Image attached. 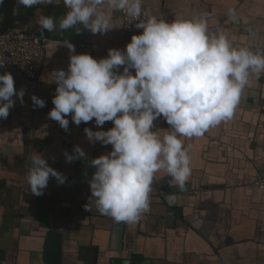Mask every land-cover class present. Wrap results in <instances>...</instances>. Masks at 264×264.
Returning <instances> with one entry per match:
<instances>
[{
    "label": "crops",
    "instance_id": "0c3cea01",
    "mask_svg": "<svg viewBox=\"0 0 264 264\" xmlns=\"http://www.w3.org/2000/svg\"><path fill=\"white\" fill-rule=\"evenodd\" d=\"M15 6L16 0L0 4V25L20 21L19 30L33 32L39 29V16H48L52 8H66L63 0L59 5H21L19 14L13 15ZM143 7L162 19H192L207 13L210 32L222 30L234 47L264 52V0H143ZM112 23L115 28L103 35L85 30L87 44L72 43L75 53L99 60L107 57L109 49L121 50L129 40L121 11L112 12ZM44 50L40 76L17 85V90H25L23 104L13 97L16 102L7 119H0V249L18 255L16 264H41L33 253L41 251L47 232L39 222L42 198L51 228L64 235V264H107L116 256L108 252L114 225L125 228V246L152 264H264V194L251 186L264 175V74L250 78L230 121L210 127L200 137L182 138L191 168L184 189L177 190L161 170L153 179L149 208L135 224L117 223L100 214L94 204L87 216L75 215L68 222L69 187L76 202L88 203V180L95 171L89 161L112 148L90 143L84 129L106 131L114 125L108 121L97 126L93 120L77 126L68 116L65 131L48 117L56 89L51 73L67 71L69 49L64 42L46 41ZM32 95L43 99L45 106L34 107ZM158 129H169L163 117L154 121L153 131ZM76 145L86 157L66 162L63 153L72 155ZM32 152L63 174L65 183L51 178L43 195L28 191L26 169Z\"/></svg>",
    "mask_w": 264,
    "mask_h": 264
},
{
    "label": "clouds",
    "instance_id": "9594fccd",
    "mask_svg": "<svg viewBox=\"0 0 264 264\" xmlns=\"http://www.w3.org/2000/svg\"><path fill=\"white\" fill-rule=\"evenodd\" d=\"M4 0H0L3 4ZM61 0H16L20 6L59 5ZM66 15H41V30L60 32L74 29L103 35L114 29L112 12H124L142 31L132 35L124 50L109 49L99 60L88 53L69 49L67 71L54 70V108L48 117L68 130L69 119L79 126L93 121L108 130L85 128L90 143L111 145V151L89 161L95 169L88 180L92 205L117 223L135 224L149 208L154 176L164 170L183 189L191 175L190 156L182 138L200 137L210 127L230 121L240 95L250 78L264 74V52L234 47L222 31H209L207 13L168 22L150 16L143 0H63ZM230 14L232 10H229ZM4 63H0L3 67ZM123 68L121 72L120 69ZM134 70V74H133ZM25 90H17L10 72L0 74V119H7L16 97L23 104ZM34 107L45 101L31 96ZM163 117L169 129L153 131L154 121ZM66 162L86 157L79 146L65 151ZM28 191L41 196L51 178L63 184L66 177L52 168L37 152L30 155L26 169Z\"/></svg>",
    "mask_w": 264,
    "mask_h": 264
},
{
    "label": "water",
    "instance_id": "95a60500",
    "mask_svg": "<svg viewBox=\"0 0 264 264\" xmlns=\"http://www.w3.org/2000/svg\"><path fill=\"white\" fill-rule=\"evenodd\" d=\"M67 11L68 9L63 7L52 8L48 16L53 17L54 21L58 24L59 18L66 15ZM80 27L82 28L80 34H76L74 29L66 30L61 34L58 31L48 32L47 30H41L40 28L36 30L35 34L39 39L44 40V45L46 44V41H69L75 45H85L87 44L84 37L85 30H83L82 25H80ZM260 177H264V175L255 178L252 181L251 186L264 194L263 191L252 185L253 182ZM176 189L181 190L178 187ZM68 194L69 196L67 199L70 203L68 210V222H72L75 215L87 216L89 211H86L84 208V205L87 202H76L73 187H69ZM38 207L40 227L46 229L47 232L43 237V246L41 251L39 253H33V255L38 256L41 259V264H64V235L62 232H57L51 228L48 222L47 213L44 212V200L42 198L39 200ZM177 224L185 227L183 224H180L179 221ZM124 230L125 228L122 226L114 225L111 227L109 231L108 252H112L116 254V256L109 258L107 264H152L151 259L144 257L134 249H130L125 246L123 241ZM17 256L18 255L15 254L12 257V255H9L6 251L0 249V264H16Z\"/></svg>",
    "mask_w": 264,
    "mask_h": 264
},
{
    "label": "built area",
    "instance_id": "2783aa9c",
    "mask_svg": "<svg viewBox=\"0 0 264 264\" xmlns=\"http://www.w3.org/2000/svg\"><path fill=\"white\" fill-rule=\"evenodd\" d=\"M235 1L244 3L249 0ZM143 9L148 15L154 16L144 7ZM121 16L124 30L129 38L128 42L121 48V50H124L130 42L131 36L140 34L142 30L135 28L134 23L130 21L124 12H121ZM178 19L182 18L170 17L163 20L171 22ZM20 24V21H15L7 26L0 25V63H4L3 67H0V74L10 72L13 75L16 89L20 82L33 81L40 76L45 58L44 40L39 39L35 32L29 29L19 30ZM92 48L99 49L97 46ZM252 185L264 192V177L256 179Z\"/></svg>",
    "mask_w": 264,
    "mask_h": 264
}]
</instances>
